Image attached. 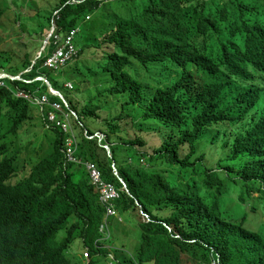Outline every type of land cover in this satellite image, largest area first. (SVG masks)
<instances>
[{
  "label": "trees",
  "instance_id": "1",
  "mask_svg": "<svg viewBox=\"0 0 264 264\" xmlns=\"http://www.w3.org/2000/svg\"><path fill=\"white\" fill-rule=\"evenodd\" d=\"M15 8L18 23L22 8ZM96 14L111 20L110 26L103 30L93 23ZM24 17L35 22L36 35L26 23L29 36L41 40L16 56V73L32 66L43 46L42 34L53 22L61 36L76 27L101 29V41L96 36L89 42L87 30L77 45L79 57L92 48L101 52L100 61L105 59L97 75L106 76L104 91L113 96L107 97V109L94 99L83 103L63 82L46 77L56 90L71 94L63 93L78 114L70 122L78 135L79 157L95 162L104 180L119 189L122 178L130 193L123 191L119 211L131 214L138 208L142 218L135 251L116 246L112 226L124 221L108 219L109 236L102 231L106 208L100 192L84 165L68 163L67 134L45 127L43 116L52 107L39 113L41 125L31 103L3 88L0 264H70V249L75 264H101L102 257L108 264H264V233L245 225L259 219L258 209L264 212V88L246 95L239 82H222L264 74V0H59L47 16L37 11ZM46 55L22 77L43 76L39 70ZM137 63L149 73L157 71L152 66H162L159 71L174 78L144 81L134 74ZM13 86L34 95L42 94L36 93L41 87L48 92L36 81H14ZM50 101L62 104L53 95ZM117 103L139 108L131 113ZM233 112L239 115L233 118ZM150 120L158 124L145 128ZM159 123L173 133L160 138ZM12 138L20 141L16 152ZM206 138L213 147L205 146ZM24 152L29 171L15 181ZM210 160L218 164L213 167ZM62 229L67 238L58 240ZM77 239L83 242L78 252L71 248ZM88 249L90 258L84 254Z\"/></svg>",
  "mask_w": 264,
  "mask_h": 264
},
{
  "label": "rangeland",
  "instance_id": "2",
  "mask_svg": "<svg viewBox=\"0 0 264 264\" xmlns=\"http://www.w3.org/2000/svg\"><path fill=\"white\" fill-rule=\"evenodd\" d=\"M59 0H0V11H2V15L0 16V51L2 53V56L4 58L8 57H19L21 56L22 52L29 51L30 49L34 48L36 44L41 40V38L37 36L30 37L28 34V28H32V34L36 35L35 33V22L30 21L29 19L25 18L24 16L27 17H32L34 16L37 11L40 12L41 16H47L50 12V10L57 5ZM42 4H45V6L42 8ZM15 6L21 7V13L24 16H20L17 24V17H14L13 15L16 16V8ZM100 14L94 15V20H93V15L91 18L86 20L92 21L93 23H98L100 25V28L103 30L106 29V24L111 23V20L108 18L103 19L100 18ZM99 21V22H98ZM28 22V26H26V23ZM84 22V23H86ZM96 23V24H97ZM22 24V26H21ZM95 24L91 25L94 26ZM105 25V26H104ZM89 26V27H91ZM88 27V24H87ZM97 27V26H96ZM99 27L96 28H86L83 27L81 29V32L77 36V40H82L84 36H86V31L88 30V35L87 38L89 42L93 41L94 38L97 36L98 40H102V35H101V29ZM49 29H46L42 36L46 37L48 36ZM41 36V37H42ZM97 40V41H98ZM23 43H26L27 46L23 47L21 46ZM80 48V46H79ZM82 49V47H81ZM102 54L100 51H96L95 49H90V50H85V52L78 57L76 60L72 61L69 63L67 68L62 69V72H55L49 68H45L43 71L45 74L43 75L45 78L46 76L52 81V82H63L64 85L69 89V91H74L72 95L74 97H79L80 101L83 103L90 104L92 103V99H94L95 103L98 105H102L104 109H107L109 104L107 103V97H109L111 100H113V96L111 93L105 92L104 87L106 85V76L104 74H99L97 75V70L100 68V63H103L104 60H101ZM78 60V61H77ZM100 61V62H99ZM138 64V63H137ZM157 71L153 73H149L146 71L145 67L138 64V68L135 69V73H139L141 78H143L144 81H151V78H156L159 80H162L164 82H169L172 78H174V75H169V74H162L159 69L162 68V66L155 67ZM79 68L80 72L73 71V69ZM152 74V75H151ZM259 79L257 80L260 84L264 85V74L258 73ZM47 79V78H46ZM71 81V82H69ZM44 81H36V85L40 86L44 84ZM74 86V89H73ZM78 86V87H77ZM76 88H80V91L78 92ZM64 94L69 95L68 91L62 90ZM100 94H104L105 97L101 98ZM93 101V102H94ZM125 104L126 110L131 113H134L139 107H135L132 103L126 104V103H117L118 107L123 108V105ZM32 111H33V118L40 122L38 120L40 116V112L37 106L32 105ZM114 112H118V110H115ZM233 117L236 116V112L232 113ZM142 123H144L142 121ZM151 124H158L156 121L150 120L145 122V128H148ZM33 126L38 127L36 130L39 131V133L43 134L42 128H39V125L37 126L36 122L33 121ZM159 126H161L160 133H164V135H160V138H166L169 136L167 134L168 132H172V129L166 128L165 126L161 125L159 123ZM219 130L218 128H215V133ZM171 133V134H172ZM34 134V131H32V135ZM126 137L129 136V133L125 131ZM98 137L100 139H103L101 134H98ZM225 137V135H223ZM39 138V136H38ZM6 140H1L0 143L5 142ZM10 147L12 151L16 152L18 147H20V141L16 140V138H12ZM46 141V140H45ZM154 142V140H153ZM212 143L209 141L208 138L205 139V146H212ZM220 147L221 143L217 144ZM156 147V144H151L149 147ZM44 147H48L47 144L44 145ZM213 147V146H212ZM224 152L227 150L224 149ZM27 156L26 152H24L21 155L20 159V172L18 173V176L15 178V181L23 178L29 171V165L28 160L25 159ZM211 163H213V167L218 164V160H210ZM134 162L137 164L138 163V158H134ZM261 204H264V201L260 200ZM257 216L259 219L253 218V219H248L245 223L246 227L250 229H255L259 232L264 233V223L260 220H264V212L261 209L257 210ZM122 219L118 217H112V220L119 219L124 221L123 223L116 224L114 222L113 224V233H114V243H116V246H123L125 244V250L129 253H133L135 251V247L138 244V239L140 237V231L137 228V224L139 223L140 219L139 218V211L138 208L133 211V213H124L121 212ZM240 217V216H239ZM145 220L148 219L146 216L144 218ZM110 220V219H109ZM111 222H109L107 225L110 227ZM67 238L66 237V230L62 229L58 234H57V239L58 240H63ZM83 242L80 239H77L74 244L72 245L71 248L79 251L81 248L80 244ZM69 259H70V264H75L76 258L74 252L70 249L67 253ZM101 264H108L107 260L102 257L101 259ZM111 264V263H110Z\"/></svg>",
  "mask_w": 264,
  "mask_h": 264
},
{
  "label": "clouds",
  "instance_id": "3",
  "mask_svg": "<svg viewBox=\"0 0 264 264\" xmlns=\"http://www.w3.org/2000/svg\"><path fill=\"white\" fill-rule=\"evenodd\" d=\"M56 14H57V12H56ZM91 18V17H90ZM89 17H87V19L89 20L90 19ZM18 24V23H17ZM76 28H79V32L76 34V36H75V40H74V45H75V47H76V49H77V55L76 56H74V57H72L70 60H68L63 66H61V67H59L58 69H54V68H51V67H49V66H45V62L47 61V59H48V57L50 56V53H51V51H52V48H51V46L49 45V41L51 40V36H52V34L53 33H56V34H58L57 32H56V26H55V24H54V22H53V24H52V26H51V28H49V33H48V36L50 35V33L52 32V34L50 35V37H49V41H48V43L46 44V46H45V48L42 50V47H41V49H40V51L37 53V55H36V57H35V59L33 60V63H32V66L30 67V68H28V69H26V70H24V71H22V72H19L18 71V73H16V57H8V58H4L3 56H2V53H1V51H0V64L3 66V68H0V89H3V88H6V89H9V90H11L13 93H14V95H15V97H17V98H20V99H24L25 101H28L29 103H31L32 105H35V106H37L38 107V109H39V111H40V113H41V111H43L47 106H51L52 107V110H50L49 112H47L46 113V116H43V120H44V123H45V127L49 130V129H56V128H58V127H56L55 125H53L52 123H49L48 122V116H49V114L50 113H52V112H54V113H56V115H57V118H59V119H66L65 118V114L64 113H61V112H58V111H56V109L53 107V105H55V104H59L61 107H63V110H64V112L66 113V114H69L70 116H69V118H68V120H69V122H70V117L72 116V115H74L76 118L78 117V114L75 112V111H73L72 110V108L70 107V103H69V101L67 100V98H65V96H64V94L61 92V91H59V90H56L53 86V88L56 90V91H58V92H60L62 95H63V99L62 98H60V97H58V96H56V95H54L53 94V92L48 88V92H43L42 91V88L43 87H41V90L40 89H37L36 91V93H42V94H39V95H37V94H32V93H30V91H26V90H20V89H18V88H16V90H14V86L12 87V83L14 82V81H23V82H27V83H29V84H31V83H33V82H35V81H49L48 79H46L44 76H37L36 78H34L33 80H26V79H24L23 77H22V75H24V74H27V73H29L31 70H32V68H33V66L35 65V63H36V61L39 59V58H41L42 57V54L43 53H45V51H47V55H46V58H45V60H44V62L42 63V66H41V69L39 70L40 71V73L45 69V68H49V69H51V70H53V71H55V72H59V71H61L62 69L64 70V68H67L68 66H67V64H69V63H71L72 61H74V60H76L78 57H79V52H80V49L78 48V45H77V36H78V34L80 33V31H81V27H76ZM76 28H74V29H76ZM74 29H72V30H74ZM71 31V30H70ZM69 31V32H70ZM68 32V33H69ZM68 33H66L64 36H62V37H66V35L68 34ZM48 36H46L45 37V39L48 37ZM61 36V35H60ZM45 39H44V41H45ZM43 44H44V42H43ZM92 49V48H91ZM87 50H90V49H87ZM15 62H14V61ZM78 61V60H77ZM245 65H250V64H245ZM251 65H253V64H251ZM67 66V67H66ZM258 73H260V72H255V74H256V76H257V78H254V77H251V76H248L247 74H245V75H242V76H239V77H236V76H230V77H226V78H223V83H225V84H227V83H230V82H235V81H237V82H239L241 85H242V91H243V93H245L246 95H254L255 93H257L259 90H261V89H263L264 88V85H262V84H260L257 80L259 79V76L257 75ZM263 74V73H262ZM44 81V82H45ZM50 82V81H49ZM69 82H71V81H69ZM51 83V82H50ZM44 85H46L47 87H48V85H47V83L45 82L44 83ZM52 85V84H51ZM66 87V86H65ZM67 88V87H66ZM68 89V88H67ZM73 89H74V86H73ZM71 93H72V91H71ZM21 95H26L27 97H24V96H21ZM50 95H53V96H56V97H58L60 100H61V102H62V104L60 103V102H51L50 101ZM42 96H46L47 97V99H48V103L47 104H45V105H38V104H36L35 103V99H37V98H41ZM70 96H71V94H70ZM64 106H66V108L71 112V113H68L66 110H65V108H64ZM239 114H236V116L235 117H237ZM231 117H233V115H231ZM235 117H233V118H235ZM38 120L40 121V122H42L43 123V120L41 119V117L39 116V118H38ZM70 124H71V122H70ZM41 125H43V124H41ZM71 127H72V129H73V126L71 125ZM59 129V128H58ZM60 130H62V129H60ZM63 131V130H62ZM74 131V130H73ZM64 132V131H63ZM65 133V132H64ZM74 133H75V131H74ZM65 134H67V133H65ZM76 134V133H75ZM98 136V135H97ZM67 137H68V135H67ZM76 137H77V140H78V148H77V157L79 158V159H81L80 157H79V155H78V153H79V139H78V135L76 134ZM102 137H103V135H102ZM101 140V139H100ZM102 141H103V139H102ZM102 143V142H101ZM105 147H109V146H105ZM65 148H66V156H67V160H68V155H67V153H68V146H67V138H66V145H65ZM108 153H109V151H108ZM111 154V153H110ZM21 157V156H20ZM26 159V158H25ZM82 160V159H81ZM87 162H93V161H84V160H82V162L81 163H78V162H71V161H69L68 160V163H76V164H81V165H84L85 166V168H86V170H87V172H88V174H89V176H90V173H89V171H88V169H87V166H86V163ZM95 163V162H94ZM96 164V163H95ZM97 165V164H96ZM98 166V165H97ZM99 167V166H98ZM117 168V166H116V164H114V171H115V169ZM100 169V168H99ZM117 170H118V168H117ZM102 172V171H101ZM115 173H116V171H115ZM102 175H103V173H102ZM90 179H91V176H90ZM104 179V178H103ZM91 182H92V179H91ZM107 182V181H106ZM109 183V182H108ZM92 184H93V182H92ZM110 184H112V183H110ZM123 184V183H122ZM94 185V184H93ZM115 187H116V185L115 184H113ZM95 186V185H94ZM96 187V186H95ZM119 191H120V193H121V197L116 201V208H117V215L116 216H113V217H118V218H121L122 219V215H121V213H120V211H119V206H118V202L120 201V199L122 198V193H123V191H125V192H127V193H130L128 190L129 189H127V188H125V186L123 187V189H119L118 187H116ZM96 189L100 192V190L96 187ZM100 200H101V192H100ZM102 202V201H101ZM103 204V203H102ZM104 205V204H103ZM106 208V207H105ZM143 213V212H142ZM148 219H149V217L146 215V214H144ZM112 217H109L108 219H111ZM108 219H107V209H106V220H105V223H104V226H103V229H102V231L106 234V236H109V226L107 225L108 223H109V221H108ZM122 221V220H121ZM68 253V252H67ZM85 254V257H87V258H90V249H88V250H86V252L84 253ZM68 256V255H67ZM69 258V257H68ZM111 264H113L112 262H110Z\"/></svg>",
  "mask_w": 264,
  "mask_h": 264
},
{
  "label": "built area",
  "instance_id": "4",
  "mask_svg": "<svg viewBox=\"0 0 264 264\" xmlns=\"http://www.w3.org/2000/svg\"><path fill=\"white\" fill-rule=\"evenodd\" d=\"M78 32L79 28L71 30L65 38L56 33L52 34L51 40L49 41L52 51L45 62V66L58 69L72 57L77 55V49L74 45V40ZM21 96L27 97L26 95ZM35 103L38 105H45L48 103V99L46 96H42L41 98L35 99ZM53 107L56 109V111L64 113L66 119H59L57 118L56 113L52 112L48 116V122L67 133L68 160L71 162L81 163L82 160L76 155L78 140L68 120L70 115L66 114L63 110V107H61L59 104H55ZM86 166L90 173L93 184L101 192V201L107 209V219L109 217L116 216V201L121 197L120 191L113 184H110L103 179L101 170L94 162H87Z\"/></svg>",
  "mask_w": 264,
  "mask_h": 264
},
{
  "label": "water",
  "instance_id": "5",
  "mask_svg": "<svg viewBox=\"0 0 264 264\" xmlns=\"http://www.w3.org/2000/svg\"><path fill=\"white\" fill-rule=\"evenodd\" d=\"M51 34H52V32L50 33V35H51ZM50 35L45 39L44 44H43V47H42V50L45 48L46 44L48 43ZM44 81H45V80H44ZM45 82L47 83L48 88L53 92L54 95H56V96H58V97H60V98H62V99L64 98L63 95H62L60 92L56 91V90L52 87V85H51V83H50L49 81H45ZM101 142H102V139H101ZM107 149H108L109 152H110V148L108 147ZM115 171H116V175H117V177L120 178V174H119L117 168L115 169ZM120 181L123 183V185L125 186V188L128 189V186H127L126 182H125L122 178H120ZM128 191H129V190H128Z\"/></svg>",
  "mask_w": 264,
  "mask_h": 264
}]
</instances>
